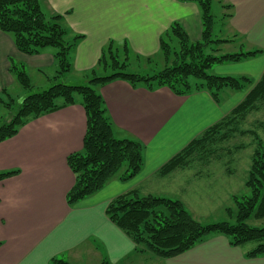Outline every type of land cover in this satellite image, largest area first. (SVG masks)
Segmentation results:
<instances>
[{
  "label": "crops",
  "instance_id": "obj_1",
  "mask_svg": "<svg viewBox=\"0 0 264 264\" xmlns=\"http://www.w3.org/2000/svg\"><path fill=\"white\" fill-rule=\"evenodd\" d=\"M216 1L221 6L233 5L223 8L231 16L222 23L234 30L236 39L243 38L250 50L264 51V0ZM42 5L49 13L64 16L71 35L83 36L71 58L70 73L80 78L94 68L101 73L98 59L110 40L120 46L126 42L139 65L160 53V39L176 21L192 41L202 35L201 12L195 2L43 0ZM11 59L23 64L26 71L27 67L41 70L55 65L52 50L26 55L17 49L10 34L0 30V96L17 82L10 70ZM246 62H255L249 73L257 77L255 81L260 79L264 52ZM238 72L246 74L248 70L239 68ZM216 73L237 72L218 67ZM96 91L105 100L116 137L133 138L144 145L142 171L127 182L114 177L98 192L70 205L67 194L75 175L67 157L82 150L87 128L81 99L30 119L16 135L0 142V172L18 171L0 180V264H50L54 257L72 264H100L105 258L110 264H142L148 259L157 262V258L168 264H264V256L247 257L248 250L232 246L222 234L209 235L176 257L162 258L136 249L133 240L106 215L111 200L131 190L140 193L149 179L174 180L181 177L180 172L190 171L192 165L166 176L159 174L165 163L228 115L247 93L225 91L217 103L206 90L180 96L167 87L150 89L125 80L96 86ZM197 176L194 174L193 179Z\"/></svg>",
  "mask_w": 264,
  "mask_h": 264
},
{
  "label": "trees",
  "instance_id": "obj_2",
  "mask_svg": "<svg viewBox=\"0 0 264 264\" xmlns=\"http://www.w3.org/2000/svg\"><path fill=\"white\" fill-rule=\"evenodd\" d=\"M42 1L0 0V30L10 34L17 49L26 55L52 50L57 67L54 78L60 80L48 88L33 91L25 66L11 59V72L30 93L17 105L11 117L0 124V142L16 135L30 119L75 104L79 95L87 116V128L82 150L67 157V163L75 175L67 202L74 205L101 190L114 177L123 182L135 178L144 166V145L133 138L116 137L105 100L94 86L125 80L132 86L145 85L150 89L167 87L180 96L206 90L217 103L221 101L224 90L246 91L251 87L245 98L228 115L208 127L159 170L161 176H166L176 169L188 168L197 161L207 164L211 160L208 157L220 149L221 143L237 134H252L257 147L246 180L250 195L234 197L237 207L234 223L221 221L202 224L192 217L180 199L141 195L137 190L111 200L106 215L133 240L136 249L149 251L162 258L176 257L213 234L225 235L230 244L236 247L253 242L255 246L246 252V256H264V226L247 223L250 218L264 219V143L256 129L242 127L250 113L264 109V71L257 81L247 75L208 72L217 64L238 63L257 57L264 52L263 49L220 53L219 46L232 39H213L216 20L214 0H178L198 4L202 35L199 40L192 41L179 22L172 23L160 39V54L164 58L161 69L149 67L148 70H131L132 56L127 43L120 46L110 40L98 59L97 67L101 73L94 68L85 83H68L64 81V75L72 71V53L83 36L71 35L63 15L46 14L41 6ZM232 6L222 4V8L227 9ZM229 16L231 13L224 12L222 19ZM175 40L177 47H174ZM147 60L150 62L152 58ZM1 103H4L2 96ZM5 104L11 105L9 102ZM259 126L264 128V121H260ZM239 147L241 145L236 148ZM17 172H0V180ZM227 212L234 216L231 208ZM50 264L72 263L54 257ZM100 264L110 263L105 258Z\"/></svg>",
  "mask_w": 264,
  "mask_h": 264
},
{
  "label": "rangeland",
  "instance_id": "obj_3",
  "mask_svg": "<svg viewBox=\"0 0 264 264\" xmlns=\"http://www.w3.org/2000/svg\"><path fill=\"white\" fill-rule=\"evenodd\" d=\"M42 9L46 14H50L45 6L42 5ZM222 6L214 0L213 13L215 15V23L213 28V39L223 38L232 39V41L226 42L219 47L221 48L220 53L226 52H238L241 50L250 49L248 43L242 38L237 40V35L233 29L223 24L222 18L224 14ZM174 44V43H173ZM215 46L214 44H212ZM174 47H177V41L175 40ZM122 56V55H121ZM152 61H142L139 65L137 61L132 57L131 70L139 71L143 70L146 66L153 67L155 69H161L164 66V58L162 54L158 53L153 55ZM250 60V59H246ZM246 60L238 63H233V66H222L217 64L212 66L208 72L211 74H217V69L220 70H235L237 73H231L227 75L241 76L247 75L252 79H256L255 75L251 72V67L254 68L255 62H246ZM230 64V63H226ZM221 67V68H220ZM239 68L248 70V73L238 72ZM57 67L46 66L41 70H35L27 67V71L31 77V83L33 85V91L43 90L50 87L51 85L59 82L54 76ZM253 72V71H252ZM72 73L68 72L64 75V81L68 83H85L90 78L91 73L83 74L80 78L76 77ZM226 75V74H224ZM96 89V87L94 86ZM251 88V87H250ZM246 89L245 93L249 91ZM224 90L221 93V100L224 96ZM242 92V91H233ZM30 93L29 90L23 88L18 82L14 86H11L2 98L4 103L0 104V124L8 120L17 105L23 100L25 96ZM77 98L81 97L78 95ZM11 103L7 106L5 103ZM264 121V109L260 111H254L250 113L242 125L243 129H256L259 136L264 143V128L258 127V123ZM252 134H237L230 140L221 143L219 150L213 154L210 162L201 163V161L194 162L191 166L190 171L180 172V178L174 180H158V178H151L144 183V188H140L141 195L152 194L155 196H164L172 199L180 198L184 202L185 208L190 212L192 217L202 224H208L213 222L227 221L230 223L235 222V212L237 210L234 197L242 198L250 195V190L246 186V180L252 163V157L257 147L256 141L253 140ZM236 148L237 146H240ZM195 165V166H193ZM186 169V170H189ZM198 173L197 179L194 180V174ZM184 182V184H183ZM179 189H177V186ZM231 208L234 212V216H230L227 209ZM247 223L252 226L263 227L264 219L250 218ZM255 243L250 242L243 246L244 249L250 250L254 248ZM156 261L148 259L142 264H168L167 260L157 258ZM141 264V263H140Z\"/></svg>",
  "mask_w": 264,
  "mask_h": 264
}]
</instances>
